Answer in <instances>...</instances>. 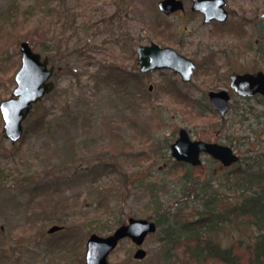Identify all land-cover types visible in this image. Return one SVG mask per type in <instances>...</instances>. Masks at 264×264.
Here are the masks:
<instances>
[{
    "label": "rangeland",
    "instance_id": "obj_1",
    "mask_svg": "<svg viewBox=\"0 0 264 264\" xmlns=\"http://www.w3.org/2000/svg\"><path fill=\"white\" fill-rule=\"evenodd\" d=\"M158 1L96 0L91 4L93 11H87L83 7L88 0H0V25L9 15L16 30L38 23L47 32L43 48L57 40L63 48L59 51L66 53L68 45L78 42L84 52L57 61L53 89L30 113L31 120L43 116V121L22 141L11 143L2 136L0 116V254L14 246V251L8 249L9 259L14 258L7 264H85V242L92 231L107 235L120 224L119 219L125 222L130 216L155 220L154 209L163 204L183 209L186 216L192 213L195 197L187 195L191 180L182 177L181 166L173 167L168 149L179 127L195 138L222 140L240 154L231 166L202 156V164L190 172L199 185L212 177L213 184L227 181L230 170L238 165L264 173V117L240 113L247 104L260 110L256 98L241 101L234 96L223 117L204 116L209 112L204 95L209 88L226 87L232 71L264 70V17H260L264 0H227V23L216 30L187 9L183 15H164L158 11ZM65 7L76 12L75 23ZM60 10L62 16L57 17ZM88 15L91 20L85 22ZM104 15L110 20H102ZM70 21L79 26L76 31L69 30ZM11 22L2 25L10 28ZM91 22L96 26L90 27ZM61 28L67 31L61 33ZM2 35L0 31V100L15 86L21 56V39ZM149 41L178 48L193 58L198 68L192 79L183 83L170 70L149 74L144 82L127 81L118 74L115 64L120 63L123 71L135 73V46ZM35 49L49 59L53 53L43 52L41 46ZM65 60L70 68L63 66ZM49 63L55 66L56 62ZM101 163L107 166L91 170ZM118 171L127 173L120 184L127 182L126 188L105 192L106 199L94 193L97 186L112 183L116 187ZM222 192L227 203L235 199V190L226 186ZM38 199L47 211L35 221ZM100 201L103 204L98 205ZM107 206L105 215L92 217L97 207L106 210ZM32 220L39 229L29 227ZM53 224L64 227L47 232ZM253 232L249 224H226L214 238L222 245L247 242L254 240ZM160 235L158 227L145 237L146 255L140 259L133 257L137 247L129 238L122 239L108 259L113 264H195L180 256L182 248L174 263L163 260L162 250L172 241L163 246ZM177 236L183 233L171 237ZM237 251L244 256L242 249Z\"/></svg>",
    "mask_w": 264,
    "mask_h": 264
},
{
    "label": "trees",
    "instance_id": "obj_2",
    "mask_svg": "<svg viewBox=\"0 0 264 264\" xmlns=\"http://www.w3.org/2000/svg\"><path fill=\"white\" fill-rule=\"evenodd\" d=\"M94 1L96 0H88L83 8L87 11H93L91 4ZM65 8L67 9V12H69L67 15L70 16L71 19L74 18L75 23L76 12H70L74 11L72 8ZM62 12L63 10L58 11L57 17L62 16L58 15ZM97 15H100L99 11H97ZM108 16L104 15L102 20L105 21L106 19H109L110 16ZM90 20L91 16L88 15V18L85 20V22ZM9 21H13V23L11 22L10 28H6L2 25L4 22ZM14 21L15 20H13V18H11L9 15L6 17V20L2 22L0 25V31L3 32L2 37L12 35L14 38L16 37V39L20 38L21 40L27 41L33 49L41 46L43 52H47L48 49L53 50V53L50 54L51 57L49 60H52L54 63L56 62V69H59L57 65H60L57 63V61L64 59L66 55L71 57L75 54L78 55L80 53L81 55L84 53L82 50L83 47L78 46V42L74 45L72 44V46L68 45L67 50H65L66 53L59 51L60 48H63L57 40H53L51 45L48 44V49L43 48L42 41L45 39L44 36L47 34V32L42 26L38 25L37 23V25L32 28H26V25H24L23 27H25V29L20 27L18 30H16L18 26L17 24L15 25ZM69 24L71 25V29L69 30L72 31H76V28L78 29L79 27L73 24L72 21H70ZM92 26L95 27L96 22H91L90 27ZM63 31L67 30L65 28H61L60 32L63 33ZM67 41L65 42L67 43ZM124 47L125 50L130 51L128 47ZM130 53H133V49ZM121 65L122 63H120V65L115 64V66L118 67L117 73L119 74L120 71L122 77H124L125 80L128 81L127 78L138 79L133 72L123 71ZM63 66L65 68H70V65L66 62V60L63 63ZM175 93H177V91H175ZM34 108H37V106L35 105ZM33 111L34 110L31 111V114ZM29 116L24 122L23 134L22 137H20L21 141L28 131L32 130L38 125H41L43 121V116H39V120H31V116ZM172 164H174L173 167L181 166L182 171L180 173L182 174V177H187L185 181L189 182V180H191V186L187 191V195L192 194L193 197H195L192 199L194 201L192 207L195 205L196 208L192 213L188 212L187 216L182 213L183 209H173L171 205L167 206L163 204L161 206H157V208L154 209L156 214L155 217L153 216V218L157 224V229L159 227L161 233L159 236V241L162 242L163 246L168 245L169 242L172 241L168 247H164L162 250L163 260H165L167 263H174L178 258V250L182 248L183 252H179L180 256L184 255L186 259L191 258L195 264H212L213 262L214 264H264V173L256 169L252 170L250 165H238L230 170L231 176L230 178H227V181L223 180L222 183L217 181L215 184H213V180L215 178L212 177V179L209 178L208 181L205 183L202 182V184L199 185V182L196 179H192L195 177L190 175L192 170L191 166H186L180 162L174 163V161ZM96 166L98 165L92 167L91 170L94 171L95 168H103L107 166V163H103L101 167ZM118 172H120L118 174L120 179L116 180V187H114L112 183H109L106 186H97L94 193H98L97 195L106 199L107 197L103 195L105 192L114 188L118 189L119 186L122 188L125 186L124 188H126L128 185L127 182L122 184V186L120 184L122 183V177L126 178L127 173H122L121 171ZM49 178L55 179V176H51L49 174ZM154 185L155 184L151 185V188H155ZM219 186H221L222 190L219 189ZM226 186L229 189H232L233 192L234 190L236 192L235 199L232 201L230 200L231 202L228 203L226 202L225 196L222 192L225 190ZM102 202L103 201H100L99 204H97H103ZM38 205L39 209L35 210L33 214V216L39 215L34 219L35 221H38L39 218L41 219L45 217L44 211H47L44 209V205L42 204L41 200H39ZM109 208L110 206H107L106 210H104V208L101 209L97 207L95 213H93L94 216H91L95 219H98L103 214L105 215ZM87 216L88 214H86L85 217ZM34 220L29 223V227L33 228V230L39 229L38 222H35ZM119 221L122 223L121 219H119ZM241 223L249 224L253 227V234H255L254 240L252 239L247 242L243 240H237V242L222 245L220 242L216 241V238H214L215 233H217L218 230L224 228L226 224L236 225ZM91 229L92 228H90V230ZM177 233H183V236H177L176 238L172 239L171 236H175ZM1 243L3 245V242ZM8 249H12L14 251V246L3 248V254H0V264H7L10 263L11 260L13 261L14 257L9 259V256L7 255ZM239 249L243 250L244 256L239 254V251H237Z\"/></svg>",
    "mask_w": 264,
    "mask_h": 264
},
{
    "label": "water",
    "instance_id": "obj_3",
    "mask_svg": "<svg viewBox=\"0 0 264 264\" xmlns=\"http://www.w3.org/2000/svg\"><path fill=\"white\" fill-rule=\"evenodd\" d=\"M191 10H199L204 14V21L212 18L224 20L227 11L224 9L225 0H190ZM159 10L170 13L183 8L181 0H159ZM264 16V13L262 14ZM20 65L14 74L15 86L8 98L0 101V114L2 117V135L14 143L23 130V120L26 118L32 105L39 101L54 86L50 77L53 66L48 65L47 56L34 51L27 41L19 43ZM137 57L141 70H153L155 68H171L178 72L183 80H189L190 75L196 68L192 60L186 56L179 55L168 46L160 47L155 42L149 45H141L137 48ZM230 86L239 94H252L259 92L264 95V74L240 73L233 74ZM209 98L212 105L221 114L227 110L228 94L225 90L217 92L210 91ZM180 135L170 146V153L176 160L191 163L193 166L200 165L199 154L205 152L224 166H230L236 162L239 155L227 145L216 142H205L191 140L187 131L180 128ZM59 225H52L48 232L59 229ZM156 223L153 219L128 217L119 224L111 233L100 235L92 232L88 235L85 243V264H113L109 262V253L116 248L118 242L123 238H129L136 249L133 257L140 259L146 255L141 246L144 238L149 233L155 232Z\"/></svg>",
    "mask_w": 264,
    "mask_h": 264
},
{
    "label": "flooded vegetation",
    "instance_id": "obj_4",
    "mask_svg": "<svg viewBox=\"0 0 264 264\" xmlns=\"http://www.w3.org/2000/svg\"><path fill=\"white\" fill-rule=\"evenodd\" d=\"M182 2H183V8L182 9H177V10H174V11H172V12H170V13H165V12H161L160 10H159V8H158V11L160 12V13H163L164 15H173V14H178V13H180L181 15H183L185 12L184 11H186L185 9H187V12H189V14H191V15H193L194 16V14L196 15V16H198L199 18H200V20H201V22H202V24H213V27H214V29L216 30L217 29V27H219L220 25H224V24H226L227 23V18H228V15H229V11L230 10H228V6H227V0H225V4H224V9L227 11V16H226V18L224 19V20H218V19H215V18H212V19H210V20H205L204 21V14L201 12V11H199V10H191V5H192V1H190V0H181ZM186 2H188L187 3V5H188V7L186 8ZM260 17H264L262 14L260 15ZM152 42H154V41H149V43H145V44H137L136 46H135V51H134V66H135V76H137V78L138 79H140L142 82H144V80L146 79V77H148L149 76V74H153V73H164V71H168V70H170L174 75H178V77H180V79H181V82H183V83H186V82H189L191 79H192V76L196 73V71H197V68H198V66H197V62H195V60L193 59V58H191V57H189L188 55H184L183 53H181V51H180V49H178V48H173V47H171V46H169V45H167V44H163V45H160V44H157L158 46H160V47H162L163 48V46H168V47H170V48H172L173 50H175V52L177 53V54H179V55H182V56H186L187 58H189L190 60H192L193 61V63L195 64V66H196V68L194 69V71H193V73L190 75V79L189 80H183V77L178 73V72H174L171 68H168V67H164V68H155V69H153V70H141V65H140V63H139V60H138V55H137V48H138V46H141V45H149L150 43H152ZM263 72V74H264V70H260V69H257V70H251V71H241L240 73H249V74H256L257 72ZM239 72H234V71H232L231 73H229V77H228V84H227V86L226 87H219L218 89H213V88H209L208 89V91H207V93H205L204 95H206V98L208 99V102H207V105L205 106L206 107V110H209V112H204V116L205 117H209V116H212L214 113H216L219 117L221 116V117H223L228 111H229V109L231 108L230 107V102H231V100H232V98L234 97V96H236V97H238V99H242V100H244V99H248V100H252L253 98H256L257 99V101L256 102H258V104H256V105H258V106H260L261 107V109L260 110H257V109H255V106L254 107H252V105L251 104H247L246 106H243V108H242V111L240 112L241 113V115H242V113H245L246 111H248L249 113H253V114H257V116H262V115H264V95H262V94H260L259 92H255V93H252V94H239L238 92H236L231 86H230V80H231V76L233 75V74H240ZM225 78H227V77H225ZM223 79V78H222ZM151 84H149L148 85V87H147V89L149 90V91H151ZM12 90H13V88H12ZM12 90H11V92H12ZM219 90H225L226 92H227V94H228V97H229V99L227 100V110L224 112V113H220L216 108H214L213 107V105H212V102H211V99L209 98V92L210 91H215V92H217V91H219ZM11 92H10V94H9V96L11 95ZM45 95H47V94H45ZM44 95V96H45ZM8 96V97H9ZM43 96V97H44ZM8 97H6V98H8ZM255 99V100H256ZM41 100H42V98H41ZM40 100V101H41ZM241 100V101H242ZM39 101V102H40ZM39 102H37V103H35V104H33L32 105V107H31V109H30V111H29V113H31V111L33 110V108H34V106L35 105H37ZM205 110V111H206ZM29 113H28V115H29ZM28 115H27V117H28ZM26 117V118H27ZM26 118H25V120H26ZM25 120H24V122H25ZM257 121V120H256ZM258 122V121H257ZM180 128H183L185 131H187V135H188V138H190L191 140H198V141H205V142H208V143H211V142H216V143H219V144H224V145H227V146H229L230 147V145H228V144H226V143H224V141H220V140H211V141H209V140H207V139H205V138H202V137H196L195 138V136H193L192 135V133L190 132V131H188L186 128H184V127H179L178 128V132L175 134V132H173V134H172V136H171V140L169 141V143H168V149H169V153H170V151H171V149H170V146H171V144L172 143H174V141L179 137V135H180ZM175 134V135H174ZM231 148V147H230ZM233 151H235L234 149H232ZM236 152V151H235ZM237 153V152H236ZM238 154V153H237ZM204 155H206V156H208V157H210V158H212L214 161H216V162H218V163H220L221 165H223L221 162H219L218 160H216V159H214L212 156H210L209 154H207V153H205V152H200V154H199V159H200V163H201V161H202V159H201V157L202 156H204ZM170 156H171V159L174 161V163H178V162H180V163H183L184 165H186V166H191V167H193V165L191 164V163H187V162H185V161H182V160H176L173 156H172V154L170 153ZM240 160V154H239V158H238V160L237 161H239ZM172 161V162H173ZM166 164V163H165ZM202 164V163H201ZM200 164V165H201ZM200 165H198V166H200ZM53 232V231H52ZM50 233V232H49Z\"/></svg>",
    "mask_w": 264,
    "mask_h": 264
}]
</instances>
